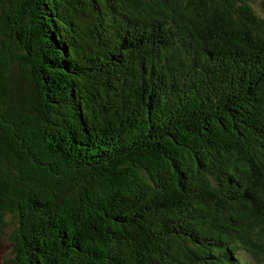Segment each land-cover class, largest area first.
Segmentation results:
<instances>
[{
    "label": "trees",
    "instance_id": "16d2710c",
    "mask_svg": "<svg viewBox=\"0 0 264 264\" xmlns=\"http://www.w3.org/2000/svg\"><path fill=\"white\" fill-rule=\"evenodd\" d=\"M2 264H264V0H0Z\"/></svg>",
    "mask_w": 264,
    "mask_h": 264
},
{
    "label": "rangeland",
    "instance_id": "374dc122",
    "mask_svg": "<svg viewBox=\"0 0 264 264\" xmlns=\"http://www.w3.org/2000/svg\"><path fill=\"white\" fill-rule=\"evenodd\" d=\"M15 227H16L15 218L12 216H8L6 229L2 234V236L0 237L1 256L3 258L8 257L12 251L13 244H12L11 235ZM240 255L245 261L250 262V264H256L254 260L251 258L250 254H248L247 252L243 251L240 253Z\"/></svg>",
    "mask_w": 264,
    "mask_h": 264
},
{
    "label": "water",
    "instance_id": "95a60500",
    "mask_svg": "<svg viewBox=\"0 0 264 264\" xmlns=\"http://www.w3.org/2000/svg\"><path fill=\"white\" fill-rule=\"evenodd\" d=\"M4 261V258L1 256V248H0V264Z\"/></svg>",
    "mask_w": 264,
    "mask_h": 264
}]
</instances>
